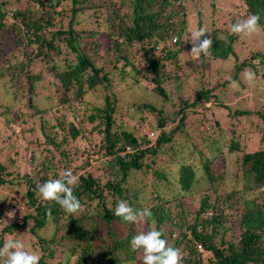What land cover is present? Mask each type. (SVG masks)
Here are the masks:
<instances>
[{
  "label": "trees",
  "instance_id": "1",
  "mask_svg": "<svg viewBox=\"0 0 264 264\" xmlns=\"http://www.w3.org/2000/svg\"><path fill=\"white\" fill-rule=\"evenodd\" d=\"M64 1L70 6L60 9ZM114 1L0 0V86L13 102L24 101L35 119L46 112L31 102L35 85L45 81L41 68L60 109L74 110V119L61 113L54 126L38 118L31 140L16 122L1 129L0 142L4 135L12 144L9 152L0 153V189L22 191L13 205L0 196V246L25 234L41 256L39 264H142V254L131 251L130 241L155 228L169 246L181 250L182 264H264V110L253 116L260 117L263 128L260 145L246 151L240 145L246 134L239 140L222 129L234 126L228 121L232 114L224 125L206 118L207 103L228 110L213 89L201 85L182 91L179 73L189 54L183 38H188V8L194 0ZM239 1L241 13L226 11L231 16L226 44L216 38L220 30L204 29L201 39L213 41V57L207 58L233 55L237 35L231 25L249 15L259 14L264 29V0ZM100 47L108 57L104 63L86 51ZM248 59L235 64L230 84L238 83L244 70L257 72L264 64L263 50ZM171 81L176 84L166 89L163 84ZM125 82L159 98V105L136 106L129 100L122 107L117 88ZM98 91L96 102L90 101L88 95ZM13 105L0 104L6 123L19 115ZM135 106L152 115L153 131L128 126L126 112ZM249 114L239 111L233 118ZM190 116L195 122L191 133ZM225 154L235 157L232 180L218 168ZM14 157L22 161V173ZM67 169L78 178L73 192L82 205L72 215L37 196L38 185ZM117 199L134 209H150L152 219L140 223L142 230L124 223L113 214Z\"/></svg>",
  "mask_w": 264,
  "mask_h": 264
},
{
  "label": "rangeland",
  "instance_id": "2",
  "mask_svg": "<svg viewBox=\"0 0 264 264\" xmlns=\"http://www.w3.org/2000/svg\"><path fill=\"white\" fill-rule=\"evenodd\" d=\"M115 2V1H114ZM119 3V0L116 2ZM212 3H210V0H194V2H191L192 6L188 8L189 15L191 14V18L188 21L189 25L187 28L188 38H183V41H186V47L189 51V54L186 58V60L182 59V71L180 74V80L181 88L184 93L190 92L192 90H195L201 85H204L206 88L213 89V93L216 94L217 99L220 103L225 105L228 110H223L221 107H218L217 105H209V103L206 104L207 108L205 107L204 113L206 115V118L210 119V123L212 119H217L222 125H224V122L227 120L228 116L232 114V117L228 119V121H232L234 123V126L230 127H224L222 129H228L225 130L228 133L232 132L231 135H233L235 138L239 139V136L244 137V141L240 142L241 147L245 148L246 151H251L256 149L260 145V137H261V120L260 117H257L256 119L253 117L256 115L257 111L259 109L264 110V64L257 69V72L255 73V79L250 84L248 83L245 78V70L242 71L238 75V83L237 87H230V76L232 75V70L235 66V64H239L242 61H248V57L252 55L253 53L263 50L264 52V39L263 34L258 31L256 34L252 36H245V35H237L234 37L231 49L233 52L232 54L227 55L226 59H222L218 56L219 54H216L215 56L217 59L207 58L204 56H201L200 58H196L192 54H190L192 44L190 42H187L190 37L191 33L197 29H205L206 31H211V29L214 30H220V33L216 34V38L218 40H224V44L227 43V35L230 33L228 24L230 20V15L228 16L226 14V11L229 10L232 13L236 15L237 13H241L242 11V5L239 0H212ZM69 4V5H68ZM70 6V3H67V1H64L62 4V7L60 9H67ZM238 15V14H237ZM228 16V17H227ZM198 20L200 27H198ZM173 40V39H172ZM173 42V41H171ZM221 45V43H220ZM90 53V55L93 57V53H97L96 59L97 63H104L107 58L105 55L104 48H97L94 50H86ZM212 54H210V57ZM213 57V56H212ZM61 57L58 56V59ZM94 58V57H93ZM187 61V62H186ZM106 68H110V66L107 64L105 65ZM39 68V67H38ZM172 68H168L170 70ZM40 72L42 74V77H45L44 83L40 84L37 83L35 85L34 91L36 95L34 97H31L32 104H37L38 108H41V111L45 110L46 112H43V115L37 114L36 118H31L30 113L31 109L25 106L24 101L22 104H19L18 102H13L10 94H8V89L3 88L0 86V104L7 105L8 107L12 106V110H16L19 108V115L17 118H13L11 116V112L8 114V118L12 119L11 123H6L4 120L0 119V131L1 129H9L15 126V122L17 126L24 127L23 132H25V138L27 140H31L34 136V131L32 129L38 127L39 121L38 118H41V120L45 121L46 126L50 125H56L60 119H61V113L67 114L68 118L74 119V110H67L65 113L63 109H60V104L56 101L53 95V91L50 89V86L47 84L48 77L47 75L42 71L40 68ZM176 84V82L171 81L170 83L165 82L163 86L166 89H170ZM137 86L132 85V83H122L117 88V97L119 99V103L122 105V107L125 106L131 100V103H136V106L138 104H141L142 102L147 103H154L159 105L160 99L152 96L151 93L142 91L140 89L136 90ZM99 94V91L95 94L90 93L88 95V99L92 102H96V95ZM132 96V97H131ZM51 97V99H50ZM131 98V99H130ZM174 98V97H172ZM133 99V100H132ZM49 101H52V105ZM53 106H56L55 109ZM130 108L126 112V123L129 127H133L135 129H149L150 131H153L152 129H155L153 126V118L151 114H142L138 112L136 108ZM53 109V110H52ZM163 111L169 110V104H166L162 107ZM239 111H248L251 114L250 116L246 117H238L233 118L235 114H238ZM143 116L144 119L140 120L139 116ZM16 117V116H14ZM233 118V119H232ZM195 124L193 122V118L190 116L188 118V132L191 133L192 131V125ZM143 125V126H140ZM26 126L28 128H26ZM32 126V127H31ZM173 124H170V127H172ZM16 128L17 130L20 128ZM56 128V129H55ZM55 128H49L52 130H57L58 127ZM37 129V128H36ZM232 129V130H229ZM209 130V129H208ZM242 130V131H241ZM33 131V132H32ZM19 132V130H18ZM209 132V131H208ZM155 133V130H154ZM153 133V134H154ZM226 134V132H222ZM230 134V133H229ZM4 136V135H3ZM1 136V139H3V142H0V153L3 154L5 152H9V145L12 144V140H8L5 142V137ZM229 137V136H228ZM152 138V136H151ZM7 139V138H6ZM12 139V138H11ZM154 139V136L153 138ZM240 140V139H239ZM18 142V141H17ZM8 145V146H7ZM3 151V152H1ZM0 154V159L2 158V155ZM225 158L220 162L218 165V168L221 166V172H223V175L227 179H231L232 175L230 173V165L232 161L234 160V156H229L225 154ZM28 156V155H27ZM14 161L18 165V170L20 173L23 171V164L22 161L14 157ZM4 164H6L5 161H3ZM228 175V176H227ZM232 180V179H231ZM21 188L16 187H10L5 189H0V196L1 198H4L7 204L13 205L17 204L18 200L21 199ZM148 191H150V188H148ZM4 207H6V203H2ZM8 205V206H9ZM10 207V206H9ZM6 211L11 208H5ZM139 228L142 230V224H137V230ZM19 239L25 244L26 250L33 252L31 249V242L29 244V238L25 234L19 235Z\"/></svg>",
  "mask_w": 264,
  "mask_h": 264
},
{
  "label": "clouds",
  "instance_id": "3",
  "mask_svg": "<svg viewBox=\"0 0 264 264\" xmlns=\"http://www.w3.org/2000/svg\"><path fill=\"white\" fill-rule=\"evenodd\" d=\"M259 21V14H251L231 25V32L235 35L252 36L258 31L264 30L261 29ZM205 34L204 29H197L191 33V37L187 41L192 44L190 54L196 58L210 55L213 41L210 37L201 39V37H205ZM172 41L174 42L175 39ZM244 78L251 84L255 79V73L248 70L245 72ZM237 86L236 81H232L230 84V87ZM77 179L73 171L67 169L60 174L59 178L50 179L38 185L37 196L45 202H55L68 215L76 214L82 207L73 192ZM113 214L129 225L151 220L153 215L150 209H134L127 200L123 199H117ZM7 216L11 219L13 213L9 212ZM152 223L154 224L155 221L152 220ZM162 236L163 232L155 228L136 233L130 241V249L132 252L142 254V264H182L183 253L181 250L169 246L167 240ZM40 259L39 254L26 250L25 244L18 239H8L0 246V264H39Z\"/></svg>",
  "mask_w": 264,
  "mask_h": 264
},
{
  "label": "built area",
  "instance_id": "4",
  "mask_svg": "<svg viewBox=\"0 0 264 264\" xmlns=\"http://www.w3.org/2000/svg\"><path fill=\"white\" fill-rule=\"evenodd\" d=\"M151 136V134H149Z\"/></svg>",
  "mask_w": 264,
  "mask_h": 264
}]
</instances>
